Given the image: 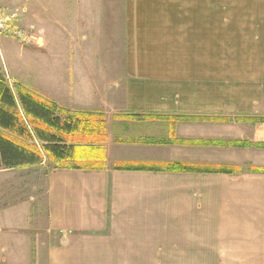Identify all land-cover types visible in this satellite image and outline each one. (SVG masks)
I'll list each match as a JSON object with an SVG mask.
<instances>
[{
	"label": "crops",
	"instance_id": "0c3cea01",
	"mask_svg": "<svg viewBox=\"0 0 264 264\" xmlns=\"http://www.w3.org/2000/svg\"><path fill=\"white\" fill-rule=\"evenodd\" d=\"M36 2L38 11L78 9L82 25L73 19L65 26L68 18L58 11L48 19L58 32L49 37L42 29L46 47L38 55L63 63L41 65L44 73L53 68L51 83L42 76L43 85L33 90L20 73L23 61L7 66L29 90L69 111L102 114L107 124L106 170L56 169L46 177L51 196L42 223L53 232L47 264H264V148L256 146L264 144V127L224 119L230 116L221 114L219 82L215 76L211 84L204 81L219 65L206 71L197 59H181L160 66L143 51L126 59L122 53L113 64L108 55L99 62L96 54L90 66L72 68L69 59L89 55L77 51L81 36L103 39L102 24L93 28L86 20L94 3ZM37 20L45 23V15ZM150 26L138 36L144 48L150 47ZM130 27L136 25L126 22L117 31ZM62 40L66 47L57 52ZM171 163L241 171L154 170Z\"/></svg>",
	"mask_w": 264,
	"mask_h": 264
},
{
	"label": "rangeland",
	"instance_id": "374dc122",
	"mask_svg": "<svg viewBox=\"0 0 264 264\" xmlns=\"http://www.w3.org/2000/svg\"><path fill=\"white\" fill-rule=\"evenodd\" d=\"M85 1L94 3L86 20L92 21L93 28L95 23L102 24L103 39L93 42L89 33L84 40L81 36L78 40L82 44H78L77 51L83 56L89 55L81 58L77 54L76 58L69 59L67 62L71 61L72 68L90 66L96 54H100L99 62L103 60L101 55H108L113 64L121 61L122 53L126 59L127 55L141 56L143 51H148L153 64L160 66L181 59L185 62L191 59L192 63L197 59L206 71H210L208 66L219 65L215 74H205L204 81L211 84L215 76V83L219 82L221 114L230 116L224 119L233 118L237 124L247 126L259 123L264 127V3L255 0ZM33 4H37L36 0H0V72L14 90L24 86L7 63L15 68V61L24 62L20 73L25 74L33 90L37 84L43 85L39 80L42 76L51 83L49 70L52 73L53 68H46L44 73L40 69L43 62L47 67L58 62L63 64L60 57L56 62L51 54L42 57L37 53L46 47L42 29L49 37L58 32V27L48 22L53 14L59 11L61 18H68L65 26L73 19L82 25L79 17L82 13L78 9L38 11ZM39 14L45 15V23L37 20ZM126 22L136 27L128 28L127 32L126 29L117 31L122 26L125 28ZM148 25H151L147 36L151 35L150 47L144 48L138 36L142 34L140 29ZM133 28L137 32L131 34L129 30ZM65 47L62 40L56 51H63ZM81 72L76 75L78 80ZM56 169L45 158L38 166L0 171V264H47L53 232L44 229L42 218L46 197L51 196L46 177Z\"/></svg>",
	"mask_w": 264,
	"mask_h": 264
},
{
	"label": "trees",
	"instance_id": "16d2710c",
	"mask_svg": "<svg viewBox=\"0 0 264 264\" xmlns=\"http://www.w3.org/2000/svg\"><path fill=\"white\" fill-rule=\"evenodd\" d=\"M227 121L232 122L231 119ZM106 142L107 124L104 115L63 109L22 86L14 90L0 72V171L38 166L45 158H49L57 169L106 170ZM225 145L253 147L244 142H228ZM256 146L264 148V144ZM154 170L233 173L240 172L241 168L171 163ZM252 171L262 170L252 168Z\"/></svg>",
	"mask_w": 264,
	"mask_h": 264
}]
</instances>
